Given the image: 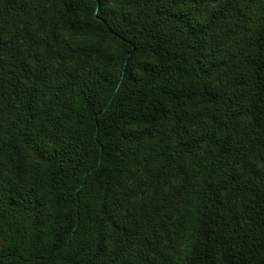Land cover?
I'll list each match as a JSON object with an SVG mask.
<instances>
[{"label":"trees","instance_id":"trees-1","mask_svg":"<svg viewBox=\"0 0 264 264\" xmlns=\"http://www.w3.org/2000/svg\"><path fill=\"white\" fill-rule=\"evenodd\" d=\"M0 264H264V0H0Z\"/></svg>","mask_w":264,"mask_h":264}]
</instances>
